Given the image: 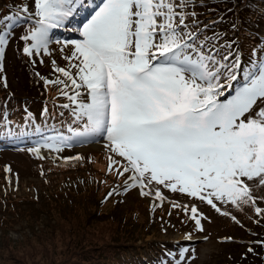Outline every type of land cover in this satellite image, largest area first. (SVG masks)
<instances>
[{
	"label": "snow or ice",
	"instance_id": "1",
	"mask_svg": "<svg viewBox=\"0 0 264 264\" xmlns=\"http://www.w3.org/2000/svg\"><path fill=\"white\" fill-rule=\"evenodd\" d=\"M32 3L28 19L34 26L21 37L30 42L23 49L29 56L47 55L50 32L89 8V0ZM190 3L100 0L91 7L73 30L79 38L57 41L61 53L70 52L63 56L69 68L52 61L64 79L45 81L71 86L74 94L64 88L61 94L74 106L71 115L83 130L45 138L33 151L38 156L41 147L61 152L72 140L103 136L113 154L109 172L127 174L126 189L158 201L165 200L163 190L186 194L222 215L227 213L217 202L251 203L259 215L264 210L256 206L252 185L264 187V49L245 63L231 45L224 53L214 43L209 46L207 37L199 38L195 13L184 11ZM189 15L195 31L186 23ZM9 35L0 31V61ZM184 210L199 227L197 207Z\"/></svg>",
	"mask_w": 264,
	"mask_h": 264
},
{
	"label": "rangeland",
	"instance_id": "2",
	"mask_svg": "<svg viewBox=\"0 0 264 264\" xmlns=\"http://www.w3.org/2000/svg\"><path fill=\"white\" fill-rule=\"evenodd\" d=\"M24 1L18 0V4L13 3L7 8V10H11L18 15L12 22L14 20L18 22L5 29L10 35L8 43L4 46L3 59L0 61L3 67L1 76L5 79L4 81L0 78V101L12 105L13 103L19 105L28 103L35 112V118H38V104L46 100V97L43 95L36 99L42 88L37 85V73L45 75L39 76L40 81L64 78L60 73L53 70L52 61H56V67L67 69L69 63L63 59V56L70 55V52L66 49L64 53H61L62 43H57V41L62 42L67 39L79 38L78 33L73 30L82 26L91 14L90 8L94 7L95 4H99L100 0H89L88 10L79 9L66 22V27L54 29L55 33L50 34L52 42L49 44L47 55L40 53L31 56L24 53L25 41L21 37L34 26L32 20L28 19L29 14L34 11V6L32 0L29 4H25ZM231 1L235 3V0ZM7 3L0 0V7L5 8ZM208 3L210 6L215 4H218L219 7L222 6V3L217 0H191L190 5L184 11L190 13V10L194 9L198 19L210 24L213 22L205 8ZM24 7L28 8V13L23 11ZM219 12L224 17L230 14L231 10L223 11L220 9ZM2 13L3 10H0V14ZM258 14L259 19L252 26L250 25V30L256 33V38L248 34V30L244 34L247 33L251 42L257 43L259 50H261L264 49V3H261L258 8ZM7 17H10L8 12H4L0 16L1 26L8 23L6 22ZM234 20V26L237 30L241 24H245L243 26L247 25V19L244 16H235ZM192 22L193 18L189 15L186 23L189 24L191 30L195 29ZM249 22H253V20H249ZM200 32L198 33L200 40L207 37L209 46L214 43L221 53L226 51L225 42L220 41L218 37H214L218 33H214L210 38V36H201ZM237 35L240 36V34ZM237 41L238 39L235 41L239 46L237 53L241 56L242 61L247 63L251 53L242 52L246 45ZM64 91L68 95L74 94L71 86ZM56 99V102L53 103L54 110L57 111L55 123H52L53 132L63 131L59 132L58 135L72 136L73 132H66L67 128L71 127L74 131H82V122H74L71 115L74 106L67 96L62 95L60 92L59 95H56ZM64 104H69V109H64L62 107ZM9 112L14 113L12 106L0 108V123ZM35 127L36 129L39 128L40 134H36L32 145L14 147L5 145L0 148V240L3 231L1 227L4 224L1 217L5 216L6 218L10 215L9 204H12L10 200H3L5 195L9 194L14 197L13 203L18 206L17 212L13 213L17 215V218H11V221L5 227L13 244L7 245L6 243V249L2 251L4 255H0V264L5 262L16 264L15 261L12 263L8 260L7 256L10 253H12L14 259H20L23 256L27 259L26 263L30 261V258L36 257L37 254L42 255V252L46 253L43 254L46 255V259L42 263L57 264L62 262L61 260L66 255L64 249L67 247L75 248L77 240L80 244H83L86 240L104 241L108 237L109 231L117 230L116 222L111 226L108 225L112 223L111 220L110 222L105 221L108 216L111 217L110 214L123 223L124 226L130 227L129 229L126 226V231L138 233L134 234L133 239L125 244V248L126 246L127 248H124V254L126 255L119 264H235V258L239 256L245 244L250 242L249 238L244 236V233L256 232V228L253 226L255 216L264 218V211L257 215L251 203L237 207L228 203L217 202L221 212L227 213V215H222L206 203L190 198L186 194L163 190L162 194L165 196V200L158 201L153 196H140L139 189H126L125 179L127 174H125V177H120L115 171L109 172L108 158L113 154L105 148L107 141L103 136L91 138L87 142L81 143L82 145H77V141L72 140L69 142L70 146L65 147L63 151H52L53 157L48 158L40 154L38 156L33 149L44 144L46 142L45 138L54 137L55 135L44 133L46 124L38 123ZM44 149L48 150L47 148ZM95 152L101 154L97 157L91 156ZM83 155L86 159H74ZM60 159L67 165L58 162ZM74 162L75 165H73ZM113 167H119V165ZM6 168L10 171L6 172ZM57 182L58 185L52 187ZM76 182L81 188V190L78 189L79 192L72 194L71 191L66 190L68 186H73ZM61 186L66 191L65 195H61L56 190L60 189L62 192ZM109 193L112 194L109 195ZM252 195L255 198L256 206L264 210V187L253 184ZM50 196L53 201L49 200ZM57 197H62V200L68 202L69 205L71 201L73 204L79 203L80 206H84L89 210L86 211L87 214L95 212L96 207L99 212L88 220L91 225H86V222H83L86 225L83 232L82 229L74 230L78 223L75 218H67L68 220L65 219L62 222L58 220V217H54V220L51 221L52 231L48 233L50 238H47V241L43 243L39 237H35L37 241L41 242L38 244L34 240L33 228L39 232L47 229V225L43 222V219L47 216L46 211H50L51 208H58L63 204V201L57 200ZM173 202L179 206L173 207ZM4 204L5 207H3ZM185 205H188L189 209L193 205L197 207V218L200 219L199 227L191 219L190 210L185 212ZM64 222L67 223L66 233L63 232V226L58 225H63ZM257 222L259 223V219H257ZM119 226L122 229V226ZM121 229L118 230L120 232L119 237L121 236L120 239L125 240V237L122 236L125 233ZM56 230L60 233L55 236ZM246 230L247 232H245ZM75 234L77 238L75 242H72L71 238ZM30 243L32 244L30 247H25L26 244ZM53 249L54 252H52ZM69 261L66 260L61 264H72L68 263ZM238 264L245 263L239 262Z\"/></svg>",
	"mask_w": 264,
	"mask_h": 264
},
{
	"label": "trees",
	"instance_id": "3",
	"mask_svg": "<svg viewBox=\"0 0 264 264\" xmlns=\"http://www.w3.org/2000/svg\"><path fill=\"white\" fill-rule=\"evenodd\" d=\"M4 1L8 3L6 4L5 8L0 7V10H3V13L8 12L10 17H13V19H15L18 15L11 10H7V8L10 7L13 3L18 4L17 3L18 0H4ZM217 1L221 2L222 6L219 7L218 4L210 6L209 3L206 6L204 5L208 11L209 18L212 20L213 23L208 24L206 21H203L202 19L201 20L198 19V17L195 15V20L198 22L199 29L201 31L200 32L201 36H210L211 38L214 33H218V35H214V37L216 38L218 37L220 41H224L225 46L231 45V51L233 53H237L239 51V46L235 42L238 39L237 42H240V43L242 42V43H245L246 45L244 46V50H242V52L246 51L248 53H251L250 56H252L253 53L259 54L260 50L258 48V44L253 41L251 42L250 37H248L247 33L244 34V32L248 30L249 32L248 34H251L254 38H256V33L250 30L251 29L250 25L252 26V24L256 23L255 21L259 19L258 8L261 6V3H264V0H235V3L231 0H217ZM29 2L30 0L24 1L25 4H29ZM220 9L223 11L230 9L231 13L223 17L222 13L219 12ZM193 12L195 13V10L191 9L190 13H193ZM2 14H0V16ZM235 16H238V17L244 16L247 19V25L243 26L245 24H241L239 26V29L237 30L236 27L234 26ZM249 20H253V22H249ZM6 22H8L7 24H10L12 26V24L17 23L18 21L14 20V22L12 21H6ZM5 29H6L5 25L3 26L0 25V31H4ZM193 31H195L194 28H193ZM51 33H55V31L52 30L50 34ZM237 34H240V36L238 37ZM28 43L25 42V45H28ZM31 65H33V63H31ZM0 66H2L1 62H0ZM2 71L3 70H0L1 79L4 78L3 76H1ZM37 74H38L37 76L38 79L36 78L37 85L41 86L42 90L40 89L39 95L36 97V99H39L43 95H45L46 97L45 98L46 100H43L40 102V104H38L39 117L35 118V114H34L35 112L33 111V108H31L30 104L28 103H24L22 105H19L18 103H13L12 105L10 103L6 104L0 101V108L4 106H8V107L12 106L13 112H14V113L9 112L8 114H6L3 117L2 122L0 123V148H3V146L5 145H9L11 147L32 145V142L35 140L36 134L37 133L40 134L39 131H37L35 127V125L38 123L39 124L41 123L42 125L46 124V127H45L46 131L43 130L44 133L46 134L50 133V135L57 136L59 132H63V131L53 132L52 123L53 124L55 123L54 120L56 119V116H57V111L54 110L53 103L56 102L57 100L56 95L60 94L61 89L64 88V86L52 84V83H49L46 85L45 81H40V77H39V76H45V75H41L40 73H37ZM63 79L64 78L60 80H63ZM3 80L5 81V79ZM46 81H49V80H46ZM52 81H55V80H52ZM64 90H66V88H64ZM45 109H47V112H45ZM48 124L50 125L48 126ZM70 128H67L66 132L67 131L69 133L74 132V129L72 128H71L72 131H69ZM77 145H82V144L78 143ZM100 154H101L100 152L99 153L95 152L91 156L97 157ZM80 159L83 160L86 158L83 155L80 157ZM58 162L63 163L61 159L58 160ZM63 164H66V163H63ZM73 165H75V162L73 163ZM55 185H58V182L53 184L52 187ZM61 189H62V192L60 191V189H56V190L61 195L62 194L65 195L66 191L62 188V186H61ZM78 189L81 190L80 185H78V182L73 184V186H68V188H66V190H69V192L71 191L72 194L75 192H79ZM3 200H10L12 204H9L10 210L8 208L10 217L9 216H6V218L5 216L1 217L2 222H4V224H2L3 226L1 227V230H3L1 240H0V255L1 256L4 255L2 251L6 249L5 248L6 243L7 245H10L11 243L13 244V241L10 239V236H8L7 228L5 227L7 224H9V222L11 221V218L13 217L17 218V215L13 213L17 212V208H18V206L13 203L14 197L10 196L9 194L5 195V198ZM49 200L53 201L51 199V196ZM57 200H62V197H57ZM3 202L5 203L6 201H3ZM62 203H61L62 205H60L58 208H51L50 211L48 210L49 212L46 211L47 216L43 219V222L47 225L46 230H42L41 232H39L38 230H35L33 228L34 240L37 239L35 237H39L41 241L45 243L47 241V238L48 239L50 238V235H48V233L52 231L53 225L51 221L54 220L53 219L54 217L55 218L58 217V220L62 222L65 219L68 220V219L75 218V220L78 223L76 224V229L74 230L82 229V232H83L86 225H91L88 222V220L94 215L96 216V213L99 212L98 208L96 207L95 212L93 213L89 212L87 214L86 211H89V210L86 209V207L84 208V206H80L79 203L73 204L72 201L70 205L68 202H65V201H63ZM3 207H5V204ZM13 209H16V210H13ZM108 214L106 215L108 216ZM110 216L111 217L108 216L109 217V218L107 217L108 220L106 218L105 221L110 222L111 220L112 223L108 224L111 226H113V224L116 222L117 230L114 229L113 231L111 230V232L109 231L108 237L104 241L86 240V242H84L83 244H80L79 240H77L75 244L76 245L75 248L67 247L64 249L66 255H64V259L61 260L62 262H59L57 264H61L66 260H70L68 263H72V264H119L122 261V259L125 258V255H126L124 254L125 253L124 250L127 248V246L125 248V244H127L129 240L133 239V237L135 236L134 234H138V233H135L134 231L133 233L126 231L127 229L125 227L127 225L124 226L123 223H121L120 221L112 217L113 216L112 214H110ZM257 219H259V223L257 222ZM253 221H254L253 226L256 228L255 230L256 232L250 233V232H247V230L245 231L247 233H244V236L248 237L250 242L248 244H245V246L243 247V250H241V252L239 253V256L235 258L236 259L235 264H238L239 262H243L245 264H249V263L250 264L251 263L263 264L264 263V259H263L264 257V218L255 216ZM83 222H86V225H84ZM58 225L63 226L64 233L67 232V223L64 222L63 225L62 224H58ZM119 225L122 226V229ZM127 227L130 229L129 226ZM120 229L123 233H125V235L122 234V236L125 237V240L120 239L121 236L119 237ZM58 233L60 232L56 230L54 235L56 236ZM129 233L130 235H128ZM76 238H77V235L75 234L71 238V241L75 242ZM36 242L38 244L41 243L40 241H37V240ZM30 245L32 244L31 243L26 244L25 247L27 246L30 247ZM52 252H54V249ZM42 253L46 254L45 252H42ZM43 254L42 255L37 254L36 257L30 258V261H28L27 263H26L27 259L24 258L23 256H21L20 259H14L12 257V253L8 254L7 258L12 263L15 261L16 264H30V263L31 264H41L46 259L45 258L46 255H43ZM8 263L9 262H5L4 264H8ZM42 264H49V263H42Z\"/></svg>",
	"mask_w": 264,
	"mask_h": 264
},
{
	"label": "bare ground",
	"instance_id": "4",
	"mask_svg": "<svg viewBox=\"0 0 264 264\" xmlns=\"http://www.w3.org/2000/svg\"><path fill=\"white\" fill-rule=\"evenodd\" d=\"M41 156H45V157H53L54 155H53V153H52V151L51 150H46V149H44V148H40V153H39Z\"/></svg>",
	"mask_w": 264,
	"mask_h": 264
}]
</instances>
